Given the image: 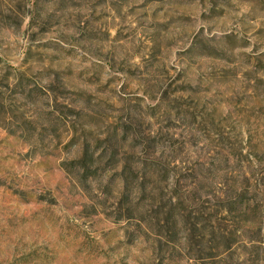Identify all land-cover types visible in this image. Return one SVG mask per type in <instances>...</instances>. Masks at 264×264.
<instances>
[{
  "label": "rangeland",
  "instance_id": "1",
  "mask_svg": "<svg viewBox=\"0 0 264 264\" xmlns=\"http://www.w3.org/2000/svg\"><path fill=\"white\" fill-rule=\"evenodd\" d=\"M0 264H264V0H0Z\"/></svg>",
  "mask_w": 264,
  "mask_h": 264
}]
</instances>
